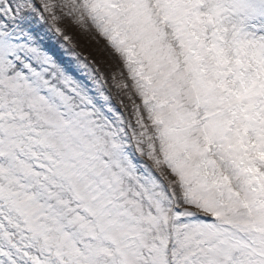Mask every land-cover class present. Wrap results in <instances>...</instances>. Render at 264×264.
Here are the masks:
<instances>
[{"label": "snow or ice", "instance_id": "snow-or-ice-1", "mask_svg": "<svg viewBox=\"0 0 264 264\" xmlns=\"http://www.w3.org/2000/svg\"><path fill=\"white\" fill-rule=\"evenodd\" d=\"M0 264H264V0H0Z\"/></svg>", "mask_w": 264, "mask_h": 264}, {"label": "rangeland", "instance_id": "rangeland-1", "mask_svg": "<svg viewBox=\"0 0 264 264\" xmlns=\"http://www.w3.org/2000/svg\"><path fill=\"white\" fill-rule=\"evenodd\" d=\"M82 50L87 53L90 49H89V47L84 46Z\"/></svg>", "mask_w": 264, "mask_h": 264}]
</instances>
